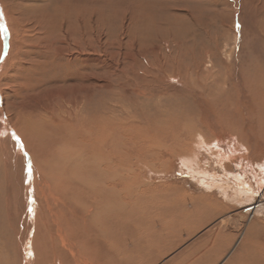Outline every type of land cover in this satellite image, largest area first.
I'll list each match as a JSON object with an SVG mask.
<instances>
[{
	"label": "rangeland",
	"instance_id": "obj_1",
	"mask_svg": "<svg viewBox=\"0 0 264 264\" xmlns=\"http://www.w3.org/2000/svg\"><path fill=\"white\" fill-rule=\"evenodd\" d=\"M0 13V94L8 116L17 105L53 110L87 94L85 67L59 66L66 37L72 49V41L90 43L91 72L107 75L109 104L125 119L128 164H139L135 180L145 185L129 186L125 250L111 264H264L254 253L256 244L264 248V0H0ZM199 134L208 147L197 143ZM147 140L179 148L196 142L187 162L184 155L157 156ZM239 184L252 186L251 197L226 203L220 186L234 187L231 198ZM1 225L0 264H19L18 238ZM208 227L219 234V247L208 231L204 244L176 254Z\"/></svg>",
	"mask_w": 264,
	"mask_h": 264
},
{
	"label": "bare ground",
	"instance_id": "obj_2",
	"mask_svg": "<svg viewBox=\"0 0 264 264\" xmlns=\"http://www.w3.org/2000/svg\"><path fill=\"white\" fill-rule=\"evenodd\" d=\"M88 37L82 40L88 42ZM66 38V48H62L65 58L59 66L66 68L79 61L87 71L88 86L84 90L87 94L61 100L53 110L46 104L17 105L9 116L0 94V163L5 169L6 183V216L0 223L18 238L15 248L19 264H111L113 256L125 250L129 186L137 181V185L141 184L139 179L135 180L139 178V164L131 165L132 168L128 164L125 119L117 116V110L109 104L107 75L99 79L91 72L95 57L89 42L81 45L84 41L74 39L72 49L70 38ZM99 63L103 64L101 69L107 68L103 61ZM195 142L179 148L174 142L144 141L150 149L156 147L157 156L163 152L184 155L187 162ZM197 143L207 147L211 144L201 134ZM228 160L229 164L237 161L233 157ZM205 171L199 176L205 179L213 176L212 181L217 183L216 176ZM220 187L226 203L235 197L248 199L253 194L251 185L239 184L229 198L226 194L234 187ZM224 206L223 211L228 210ZM217 207V211L221 209ZM254 225L258 221L250 224ZM5 247L11 248L7 239ZM261 251L256 244L257 263L258 257L264 260V248ZM122 262L123 259L119 264ZM7 264H12V259Z\"/></svg>",
	"mask_w": 264,
	"mask_h": 264
},
{
	"label": "crops",
	"instance_id": "obj_3",
	"mask_svg": "<svg viewBox=\"0 0 264 264\" xmlns=\"http://www.w3.org/2000/svg\"><path fill=\"white\" fill-rule=\"evenodd\" d=\"M213 220V219H212ZM201 221H204V220H200L199 222H201ZM194 222V221H193ZM199 222H198V224H199ZM209 222H211V221H209ZM203 223V222H202ZM202 223H201V227H207V224H205V225H202ZM193 225H194V223H193ZM208 231H210L211 232V235L213 236L212 238H210L209 236V240H211V242H212V244L214 245L213 246V248H215V246L217 245V247H219V243H220V240L218 239L219 238V234L217 235V234H215L212 230H211V228H205L204 229V231H202V232H199L198 234H196L195 232H193V236H194V238H192L191 240H190V242L186 245V247L185 248H183V249H180V250H178V252L176 253V254H180V256H181V254L183 253V251L185 250V249H189V248H191V245L194 247V248H197L196 246H200V244H204V242H205V240L207 241L208 240V238H206V234H207V232ZM220 231V230H219ZM235 231V230H234ZM233 230L230 232V233H227V235L226 236H229V238H230V234L232 235V234H234V235H236V232H234ZM215 234V235H214ZM233 235V238L235 239V236ZM212 239H213V241H212ZM218 249V248H217ZM175 254V255H176ZM174 255V256H175ZM174 256H172V257H174ZM171 257V258H172ZM170 260V259H169ZM202 260V259H201ZM200 260V261H201ZM215 261L216 260H212V263H210V264H214L215 263ZM238 262H239V260H238Z\"/></svg>",
	"mask_w": 264,
	"mask_h": 264
},
{
	"label": "snow or ice",
	"instance_id": "obj_4",
	"mask_svg": "<svg viewBox=\"0 0 264 264\" xmlns=\"http://www.w3.org/2000/svg\"><path fill=\"white\" fill-rule=\"evenodd\" d=\"M0 16H2V13H0ZM4 30L6 31L7 29H6V26H4Z\"/></svg>",
	"mask_w": 264,
	"mask_h": 264
}]
</instances>
